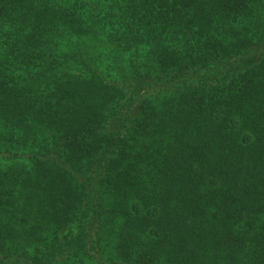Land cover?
<instances>
[{"label": "trees", "instance_id": "obj_1", "mask_svg": "<svg viewBox=\"0 0 264 264\" xmlns=\"http://www.w3.org/2000/svg\"><path fill=\"white\" fill-rule=\"evenodd\" d=\"M0 264H264V0H0Z\"/></svg>", "mask_w": 264, "mask_h": 264}]
</instances>
